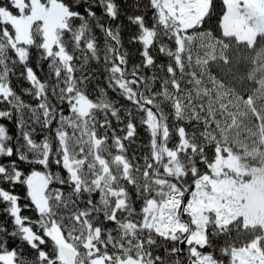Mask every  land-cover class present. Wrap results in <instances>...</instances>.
<instances>
[{
    "label": "snow or ice",
    "instance_id": "snow-or-ice-1",
    "mask_svg": "<svg viewBox=\"0 0 264 264\" xmlns=\"http://www.w3.org/2000/svg\"><path fill=\"white\" fill-rule=\"evenodd\" d=\"M213 3L148 0L149 22L139 4L129 10L119 0H0V119L15 114L17 128L13 137L0 124V204L11 220V229L0 224V264H264V215L250 216L233 194L255 169L221 139L216 114L197 104L201 81L186 72L184 42ZM222 4L221 21L235 5L264 23L247 0ZM121 16L135 29L129 45H140L131 67L124 23L113 27ZM186 18L194 22L185 26ZM14 76L28 83L22 91L35 105L14 90ZM140 127L149 152L129 157Z\"/></svg>",
    "mask_w": 264,
    "mask_h": 264
},
{
    "label": "trees",
    "instance_id": "trees-1",
    "mask_svg": "<svg viewBox=\"0 0 264 264\" xmlns=\"http://www.w3.org/2000/svg\"><path fill=\"white\" fill-rule=\"evenodd\" d=\"M119 3L122 8L129 10H135L136 5L139 4L140 12L145 13L149 18V22H151L152 11L145 8L148 0H119ZM223 10L222 0H214L212 13L205 19L202 27L190 30L189 34L195 39L185 41L183 45L185 55H190L191 57V65L186 68V72H194L195 76L193 79L201 81L194 88V92L200 95V100L197 101V104L203 103L209 116L212 113L216 114L218 132L221 139L226 140L235 153L247 155L246 162L249 170L252 171L259 164L256 148L259 146L261 134L264 133V32L258 33L251 43L237 41L233 36L224 35L220 20ZM121 22L125 26L122 29L121 38L124 49L129 53V67H131L132 64L140 62L137 51L140 45H129V36L135 29L127 27V21L124 16H121L120 20L113 22V27ZM96 35L102 48L103 36L99 32ZM164 42L174 49V43H170L167 40ZM101 56H103V52H101ZM156 62L157 64L167 65L169 59L167 56L157 55ZM96 66L95 62L91 65L93 68ZM44 71H47L46 64L44 65ZM37 74L43 78L42 72L38 71ZM148 74H151L150 70ZM11 83L14 90L21 95L26 103L32 105L37 103L33 97L24 94L22 91L24 88L29 87L26 81L17 79L14 76L11 78ZM98 83L101 86H106L104 85L102 74ZM155 88L159 90V83L155 85ZM109 96L116 98L111 91H109ZM120 102L123 103V101ZM163 107L166 112L170 111L167 104ZM25 118H27L26 110ZM0 124H4L13 137L16 136L15 114L12 121L0 119ZM185 126L188 131H192L191 125L186 124ZM34 138L37 141L42 138L39 130ZM177 142L178 138L174 135L169 147H173ZM148 143V134L143 127L138 128L135 142L128 147L129 157L133 154L138 157L147 154L149 152ZM207 152L211 158L213 154L212 148H208ZM232 162L235 163L234 158H232ZM199 167L202 171L206 170L203 165H199ZM2 186L8 187L7 185ZM14 191L21 197L24 196L25 190L22 186H16ZM20 203L23 205L27 201L22 198ZM139 207L140 204L137 203V210H139ZM3 208L4 205L0 204V224H5L11 229V220L3 213ZM22 215L35 218V213L32 210H24ZM111 226L109 225V227ZM233 236H235V233H233ZM223 243V237L216 240L217 247ZM18 244L19 242L10 240L8 247H17ZM180 247L184 246L180 245ZM209 250L207 248L204 249V251ZM22 251L29 259L35 256V252L27 246H22ZM158 254H163V251L161 250ZM217 256H219V252H217ZM185 264H187L186 261Z\"/></svg>",
    "mask_w": 264,
    "mask_h": 264
},
{
    "label": "rangeland",
    "instance_id": "rangeland-1",
    "mask_svg": "<svg viewBox=\"0 0 264 264\" xmlns=\"http://www.w3.org/2000/svg\"><path fill=\"white\" fill-rule=\"evenodd\" d=\"M249 7L253 8L257 15L264 12V6H261L256 0H247ZM206 4H201V8ZM221 21L222 32L224 35L233 36L237 41L251 43L255 36L264 32V23L258 20H248L244 16L235 12V5ZM194 22V18L185 19V26ZM258 151L259 164L253 171V174L245 180V183L238 188L233 189V194L239 198L243 197V207L248 211L250 216L257 214L264 215V133L261 134Z\"/></svg>",
    "mask_w": 264,
    "mask_h": 264
}]
</instances>
